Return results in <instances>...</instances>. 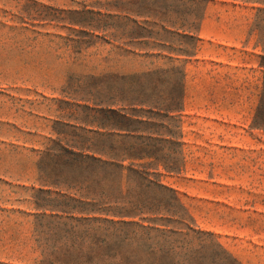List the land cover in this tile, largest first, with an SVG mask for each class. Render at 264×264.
<instances>
[{
    "label": "rangeland",
    "instance_id": "rangeland-1",
    "mask_svg": "<svg viewBox=\"0 0 264 264\" xmlns=\"http://www.w3.org/2000/svg\"><path fill=\"white\" fill-rule=\"evenodd\" d=\"M262 57L264 0H0V264H264ZM61 147L158 159L119 183ZM73 185L139 216L62 214Z\"/></svg>",
    "mask_w": 264,
    "mask_h": 264
},
{
    "label": "trees",
    "instance_id": "trees-1",
    "mask_svg": "<svg viewBox=\"0 0 264 264\" xmlns=\"http://www.w3.org/2000/svg\"><path fill=\"white\" fill-rule=\"evenodd\" d=\"M263 62V63H262ZM261 67L264 68V57L261 58ZM184 99V93L181 94V100ZM171 100H174L173 98ZM165 112V116L172 114L174 112L180 111V107L175 108H167L163 110ZM119 118L124 125L117 129V133L115 136L120 140V143L124 140H152L153 136L148 133H144V131L138 128L139 125H145L147 121H142L137 118L135 115H120ZM251 127L258 129L264 127V74L262 79V84L260 88L258 103L255 107ZM154 139L156 143L158 142H166L162 137V135L157 134ZM79 151H72L67 148L61 147L60 153L58 154V158L61 159L64 163L71 161L73 165L76 166H91L95 169L99 170L101 176L111 175L113 179L117 182H122L124 179V172L126 174L132 173L141 177L149 176V173L143 167L135 168L134 162L142 161L144 159H154L157 160V152L152 151L146 152L142 150L136 149V151H123L121 149L111 150V151H94L91 155L85 154L84 148H79ZM130 161L131 163L128 166H125L124 163ZM140 169V170H138ZM167 172H173L177 169L173 168H165ZM62 191V190H61ZM69 191H72L70 193ZM174 193L173 191H171ZM59 195L63 199V205L59 210L60 213L66 214L67 216L73 217V215H84L85 219H92L95 222H108V218H119L123 219L126 217L135 218L138 217L139 214L124 211L118 207V203L116 201H105V200H97L94 199V195L89 192L84 193L80 187L77 185H73L68 187L65 192L60 193ZM178 202V201H177ZM57 218H61L60 216H56ZM104 217L105 219H101ZM177 221H181V218H178ZM97 252L90 253V258H96ZM97 264V263H92Z\"/></svg>",
    "mask_w": 264,
    "mask_h": 264
},
{
    "label": "crops",
    "instance_id": "crops-1",
    "mask_svg": "<svg viewBox=\"0 0 264 264\" xmlns=\"http://www.w3.org/2000/svg\"><path fill=\"white\" fill-rule=\"evenodd\" d=\"M205 22V21H204Z\"/></svg>",
    "mask_w": 264,
    "mask_h": 264
}]
</instances>
